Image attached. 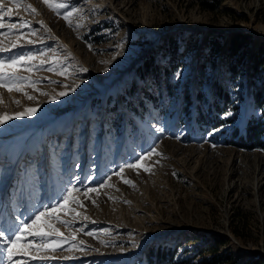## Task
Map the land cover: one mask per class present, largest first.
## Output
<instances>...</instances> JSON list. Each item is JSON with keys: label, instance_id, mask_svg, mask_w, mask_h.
<instances>
[{"label": "rangeland", "instance_id": "1", "mask_svg": "<svg viewBox=\"0 0 264 264\" xmlns=\"http://www.w3.org/2000/svg\"><path fill=\"white\" fill-rule=\"evenodd\" d=\"M50 2L0 0V59L32 57L0 87V227L79 191L12 264H264V150L238 144L264 68H228L236 32L264 40V0Z\"/></svg>", "mask_w": 264, "mask_h": 264}, {"label": "snow or ice", "instance_id": "2", "mask_svg": "<svg viewBox=\"0 0 264 264\" xmlns=\"http://www.w3.org/2000/svg\"><path fill=\"white\" fill-rule=\"evenodd\" d=\"M13 2H18V0H13ZM47 6L52 9L53 11L59 12V9L66 8L67 4L65 3H51L50 0H43ZM29 8L31 6L29 5ZM10 11V10H9ZM34 13L35 9H31ZM4 15L3 9H0V18ZM72 15V13L65 14L64 18L68 19V16ZM0 27H3V24L0 23ZM31 42V41H29ZM13 48L17 47V45L13 44ZM4 47H0V52L8 51ZM31 55H17L14 57H9L8 59H0V87H8L9 91L12 90V87L16 84L24 82L27 80L26 77L17 76L16 71L20 66L25 65L26 61L31 60ZM51 70V69H49ZM16 91H21L20 88H16ZM73 91L75 89H72ZM60 96L67 95V92L59 93ZM28 99L31 100L33 97L28 96ZM16 103H19L16 101ZM36 109L29 108L25 109L22 113H17L16 118L23 117L24 115H34ZM226 115L231 116V113H227ZM13 116L8 114H0V125H3L8 120H12ZM159 131H163V129H159ZM155 152V149H152L148 156H151ZM144 157H141L137 160L136 163L129 164L127 167L129 168H137L138 166H142L140 161L143 160ZM147 170V169H145ZM120 172H123V168L120 169ZM119 175V173H116ZM125 183H130V181L125 180ZM104 184H101L100 187H103ZM73 191H79V189H67L66 195L62 196L61 201L59 204L56 205H47L44 207L43 211H38L34 214L33 217H29L27 220L20 221L15 223L13 226L9 227H0V247L3 248L4 252L6 253V259L8 264H12L13 257L17 255L16 249L21 243H26L29 247L32 246L33 241L35 238H40L44 240L46 237L50 236L52 233L56 235H60L59 230L54 227L52 223H48L47 227L51 229V232H45L40 229L39 222L41 221L42 217H49L50 219H54L61 224H67L66 221L60 220L59 216L56 215L58 211H62L65 209V206L69 203L70 199L72 198ZM87 191H96V189H87ZM68 211H73L72 209H68ZM78 215V213H77ZM91 235V233H89ZM31 237L32 240H28L27 238Z\"/></svg>", "mask_w": 264, "mask_h": 264}, {"label": "trees", "instance_id": "3", "mask_svg": "<svg viewBox=\"0 0 264 264\" xmlns=\"http://www.w3.org/2000/svg\"><path fill=\"white\" fill-rule=\"evenodd\" d=\"M210 8L214 9V5L210 4ZM248 36L242 32H236L235 35L231 38L229 48V64L228 68L230 71H234L233 76L236 75L238 66H243L245 64L246 56L249 60L250 73L252 76L256 74L260 69L264 68V40L259 41L256 46L251 49L248 47ZM210 48H212L210 55L215 54L216 51L220 49L219 42L214 40L213 43H210ZM219 94V97L222 96V100L226 99L227 95L225 90L219 88L216 90ZM252 101L258 102L256 104L261 107L264 105V89H259L255 94L251 93ZM223 111V110H220ZM252 120L248 119L244 125L245 135H242L238 138V144L241 146L251 149L254 147H261L264 150V139L261 135L264 133V123L257 121L256 124H253ZM220 244L223 241H219ZM217 247V246H216ZM215 247V250H216ZM213 250V251H215ZM248 264H263L260 259H251Z\"/></svg>", "mask_w": 264, "mask_h": 264}, {"label": "bare ground", "instance_id": "4", "mask_svg": "<svg viewBox=\"0 0 264 264\" xmlns=\"http://www.w3.org/2000/svg\"><path fill=\"white\" fill-rule=\"evenodd\" d=\"M41 126H42V124H37V125H35V126H33V127L38 128V127H41ZM26 128H27V127H26ZM21 129H22V128H21ZM27 131L29 132V131H33V130H27ZM38 131H39V130H36V131H34V133H35V132H38ZM40 131H41V130H40ZM42 131H43V130H42ZM14 134H15V133H14ZM4 136H5V135H4ZM30 138H31V139H35L34 137H33V138L30 137ZM30 138H29L25 143H23V146H27V145L31 142V139H30ZM45 139H46V137H45ZM29 140H30V141H29ZM39 140H40V139H39ZM44 143H45L44 145H47V141H46V142L44 141ZM30 146L33 147V146H35V145H34L33 143H30L29 147H30ZM19 147H20V149H21V144L19 145ZM8 149H9V148H8ZM14 150L17 151V152L15 153V154H16V157H17V156H21V155H23V157H24V153H25V155H26V152H28V153L30 152V151H24L25 149H22L21 152H20L19 154H17V153H18V149H14ZM10 154H11V153H10ZM0 250L2 251L1 248H0ZM2 258H3V253H2ZM1 260H2V259H1V256H0V264H1ZM2 261H4V260H2Z\"/></svg>", "mask_w": 264, "mask_h": 264}]
</instances>
